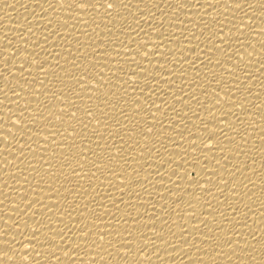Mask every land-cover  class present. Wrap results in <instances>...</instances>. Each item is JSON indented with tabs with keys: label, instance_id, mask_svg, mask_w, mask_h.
<instances>
[{
	"label": "bare ground",
	"instance_id": "bare-ground-1",
	"mask_svg": "<svg viewBox=\"0 0 264 264\" xmlns=\"http://www.w3.org/2000/svg\"><path fill=\"white\" fill-rule=\"evenodd\" d=\"M0 264H264V0H0Z\"/></svg>",
	"mask_w": 264,
	"mask_h": 264
},
{
	"label": "snow or ice",
	"instance_id": "snow-or-ice-1",
	"mask_svg": "<svg viewBox=\"0 0 264 264\" xmlns=\"http://www.w3.org/2000/svg\"><path fill=\"white\" fill-rule=\"evenodd\" d=\"M89 3V0H80V6H87ZM108 7L111 8L112 5L111 4H108Z\"/></svg>",
	"mask_w": 264,
	"mask_h": 264
}]
</instances>
